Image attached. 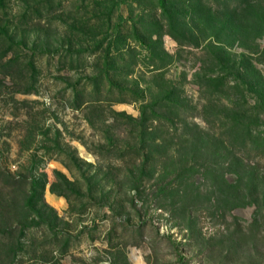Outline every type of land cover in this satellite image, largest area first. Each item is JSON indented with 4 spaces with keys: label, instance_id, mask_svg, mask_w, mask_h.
<instances>
[{
    "label": "rangeland",
    "instance_id": "1",
    "mask_svg": "<svg viewBox=\"0 0 264 264\" xmlns=\"http://www.w3.org/2000/svg\"><path fill=\"white\" fill-rule=\"evenodd\" d=\"M0 264H264V0H0Z\"/></svg>",
    "mask_w": 264,
    "mask_h": 264
}]
</instances>
